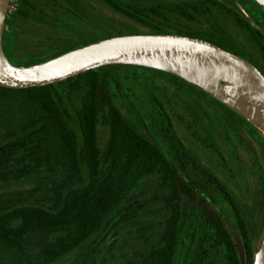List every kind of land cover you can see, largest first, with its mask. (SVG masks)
Instances as JSON below:
<instances>
[{"label":"trees","instance_id":"obj_1","mask_svg":"<svg viewBox=\"0 0 264 264\" xmlns=\"http://www.w3.org/2000/svg\"><path fill=\"white\" fill-rule=\"evenodd\" d=\"M206 5L181 3L179 8H165L163 33L200 37L190 29L174 28L167 14L177 11L191 21L194 14L204 15ZM33 17L46 24L50 34L39 43L40 52L25 53L19 61L10 56L11 51L19 46L18 32ZM68 19L62 9L50 12L45 0H19L5 20L4 27H11L2 37L6 56L13 64L25 66L112 36L70 38ZM119 68L102 67L42 87H0V264H96L101 247H111L109 241L148 228L139 218L152 206L164 218L161 243L147 258L141 247L124 264H173L180 234L192 226L199 231L198 239L211 242L214 250L221 248L229 264H239L219 213L206 200L214 201L211 191L220 193L230 207L228 217L246 236L229 193L214 172L183 153L196 175L191 177L187 167L176 165L177 149L171 152L174 158L164 154L122 116L111 94L112 86L118 88L115 70ZM100 127L107 131L103 144ZM150 176H158V183L153 195L146 196L144 183ZM159 191L166 195L159 197Z\"/></svg>","mask_w":264,"mask_h":264},{"label":"rangeland","instance_id":"obj_2","mask_svg":"<svg viewBox=\"0 0 264 264\" xmlns=\"http://www.w3.org/2000/svg\"><path fill=\"white\" fill-rule=\"evenodd\" d=\"M14 1L16 7L19 0ZM42 1L39 0L40 3ZM90 1L99 12L113 20L115 25L130 24L136 27L119 15L110 13L96 0ZM13 13L14 10L8 13L6 19ZM217 22L221 23L230 35L241 38L230 23H222L218 18ZM67 23L66 35L70 38L80 37L78 32L86 30L76 19H68ZM45 25L34 17L30 19L26 27L18 32L19 46L11 51L10 56L20 61L25 53L40 52L43 46L39 43H44V37L50 34ZM10 29L7 25L3 33L5 31L7 34ZM70 38L69 40H72ZM9 49L6 43V50ZM115 73L118 88L112 86L111 94L122 116L158 146H162L168 154L170 143L176 144L175 137H180L191 150H185L187 155L200 164L209 165L220 178L221 185L225 187L234 204L238 223L244 227L249 238L253 234L257 240L264 221L260 211L262 192L259 185L260 180L264 181V141L256 135L257 130L229 113L226 108H221L196 93L191 87L173 82L152 70L120 66ZM192 101L195 102L194 106ZM194 110L195 113H192ZM202 112L207 115H202ZM208 125H212L211 133L203 127ZM106 135V128L100 127V144H103ZM187 168L190 176L196 178L191 168ZM157 183L158 176H150L145 180L146 196L153 194ZM210 196L227 216L231 215L230 207L220 193L211 191ZM158 212L157 207L152 206V209L143 215L152 223L149 224L151 232L148 242H155L160 234L164 218ZM140 239L136 235H128L117 241H109L111 247H101L99 255L95 258L96 264H124L133 253L141 251L143 245L146 246ZM213 256L216 264H224L221 253Z\"/></svg>","mask_w":264,"mask_h":264},{"label":"water","instance_id":"obj_3","mask_svg":"<svg viewBox=\"0 0 264 264\" xmlns=\"http://www.w3.org/2000/svg\"><path fill=\"white\" fill-rule=\"evenodd\" d=\"M10 0H0V87L28 89L56 84L107 66H133L183 81L251 124L264 137V76L250 62L203 39L179 34H123L73 48L25 66L6 56L2 37ZM264 11V0H251ZM239 264L244 245L234 222L214 203ZM252 264H264V221L253 246Z\"/></svg>","mask_w":264,"mask_h":264},{"label":"flooded vegetation","instance_id":"obj_4","mask_svg":"<svg viewBox=\"0 0 264 264\" xmlns=\"http://www.w3.org/2000/svg\"><path fill=\"white\" fill-rule=\"evenodd\" d=\"M96 1L99 4H102L110 13L119 15L136 27H133L130 24L115 25L113 23L114 21L99 12L96 6L90 0H45V5L47 6L48 10H50V12H52V10H64L67 18L76 19L83 26V28L86 29L78 32V34H81V37L94 39L101 38L102 36L107 35L116 36L123 34L163 33V30H165V8L171 10L172 7L179 8L181 3L194 4L197 2H205L207 4V7L204 11V15L197 16L194 14V19L189 21L185 18H182L177 11H173L171 14H167L169 15V24L176 29H181L182 31L187 28L191 31L197 32L199 36L203 38V40L211 42L219 46L223 50L247 60L264 76V11L251 0ZM217 18L220 19L222 23H230L232 29L236 33H238L241 38H235L234 36L230 35L225 30L224 26H222L221 23L217 22ZM236 33L234 34L236 35ZM163 34L178 33L171 32ZM200 37L198 38L201 39ZM191 89L193 91H196V93H198L197 90L200 91L197 88H195L197 90L193 88ZM200 92L203 93L202 91ZM205 97L207 100L213 102L215 101L217 105H219L221 108H224L219 102H216V100L212 99L208 95ZM192 105L194 106L195 102L192 101ZM192 113H195V110L192 111ZM203 114L204 113L202 112V115ZM220 115H224V113ZM206 118L208 117L206 116ZM203 127L205 130L208 129L209 133H211L212 125ZM143 134L148 137L145 133ZM175 138L176 144L171 142L170 146L168 147L169 154L166 152V150H164L162 146H159L160 149L166 155H171V152H174V150L177 149L178 155L175 158L176 165L178 167H190V163L188 164L184 161V156L182 154L186 153L185 150L189 152H191V150L185 145L180 137ZM182 144L184 147L182 146ZM171 157L174 158L175 155H171ZM200 165L214 172V170L209 165ZM214 174L217 176L215 172ZM193 178L195 179L194 176ZM225 178L228 179L226 175ZM217 179L219 182H221L219 177H217ZM157 195L159 197H164L166 195V192L159 191ZM139 220L144 221L148 228L145 231L141 232L133 230L132 233H130V236L136 235L139 239L141 238L140 240L144 242L143 244H146V246L143 245L145 248H142L143 251L146 252L145 257L147 258L149 256V252L153 250L152 248L158 243H161V241L159 240L158 236L155 242H148V237L151 232L149 224L152 225V223H150V219L146 218L145 216L140 217ZM198 232L195 226H192L191 228H184L183 232L180 234L177 254L174 258L173 264H216L213 255L217 253L222 254L224 264H229L228 254L225 253L221 248H217L216 250H214L211 242H202L200 239H198ZM239 235L244 245L246 264H252L255 237L253 234L250 238L247 235L243 236L240 233Z\"/></svg>","mask_w":264,"mask_h":264},{"label":"built area","instance_id":"obj_5","mask_svg":"<svg viewBox=\"0 0 264 264\" xmlns=\"http://www.w3.org/2000/svg\"><path fill=\"white\" fill-rule=\"evenodd\" d=\"M15 1L14 0H10L9 1V5H8V10H7V14L10 13L11 11L15 10V5H14Z\"/></svg>","mask_w":264,"mask_h":264}]
</instances>
